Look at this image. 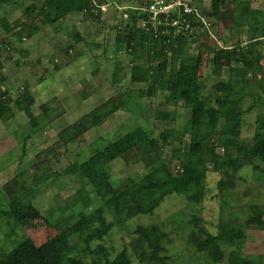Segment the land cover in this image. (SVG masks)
<instances>
[{
	"label": "trees",
	"instance_id": "16d2710c",
	"mask_svg": "<svg viewBox=\"0 0 264 264\" xmlns=\"http://www.w3.org/2000/svg\"><path fill=\"white\" fill-rule=\"evenodd\" d=\"M147 1L143 0L138 6L129 5V8L124 9L122 12L127 13V18H123L114 5H109L115 8L111 16L113 24L110 25V29L115 30V49L116 52L124 49L130 55V62L126 66L129 69V84L142 85L136 90V97L151 98L160 93L162 102L159 107L180 106L186 112L185 122L164 129L158 138L146 127L132 128L95 152L88 160L67 164L63 172L73 174L74 180L80 183L75 192L77 195L68 197L72 200V206L78 205L75 208L76 221L40 245H36L26 234L21 235L10 250L0 251V264H86L77 253L73 254L78 246L71 244L72 240L82 244L81 253L94 255L91 264H134L126 247L114 257L102 245L90 249L89 244L103 240L113 226L105 213L117 222L134 216L151 215L164 197L174 193L187 202L200 204L205 199V177L209 170L223 176L217 183L223 209L230 194L227 191L234 188L235 177L242 167L252 166L254 170L264 173V29H260L254 18L250 17V1L235 0L232 23L247 37L254 34L256 39H262L261 50L249 51L238 38L233 41L228 46L230 65L227 80L218 79L221 66L215 65L208 101L199 98L197 93L199 72L204 53H215L218 48L208 44L206 31L195 17L192 18V24L203 30L201 35L192 33L187 37L166 41L165 37H155L151 30L141 29L139 21L145 15L140 7ZM3 2L0 0V5ZM37 2L21 5L20 16L11 23L1 17V30L5 34L13 33L19 40L30 39L40 31L39 24L60 22L69 13H80L92 17L95 22L108 24L107 19H100L102 13L93 12L95 2L105 3L106 0ZM221 2L211 0L209 9L200 8L198 11L201 16L216 22L220 16ZM198 3L200 5V0ZM75 36L76 41L81 40L78 34ZM9 46L7 42L0 41V52L8 50L6 48ZM123 68L116 60L112 72L113 82L119 81L118 75ZM1 69L0 63V86L5 82ZM81 85L79 96L86 100L93 92L88 88L86 80L83 79ZM17 93L13 99L9 90L0 87V124L8 123L17 112H22L36 128L37 117L31 112L34 98L29 87L24 85ZM131 93H120L124 105L128 104ZM41 108L47 124L54 122L62 112L60 108L57 111L45 106ZM254 109L259 112L254 120L251 140L247 142L241 138V126L244 116ZM95 111L62 129L57 134L56 144L42 156L51 151L52 156L59 155V150L65 144L76 140L88 129L102 124L110 114L109 110H103L100 106ZM177 117L176 111H154L156 120L175 122ZM166 145H170L169 159L176 164L175 172L169 167V161L162 151ZM116 159L126 166L140 163L144 171L114 184L110 179L109 165ZM257 162H261V165L258 166ZM30 167L32 172L25 170L16 173L1 185L6 194V203L0 209V218L22 229L41 218L39 210L27 199L28 195L37 192L50 179L49 166L44 161L36 160ZM85 184L90 188L87 189ZM92 193L97 197V205L94 207H90L94 203L90 199ZM225 216L219 218L217 233L211 234L200 225V217L194 215L193 229L188 235L190 245L197 252L204 253L211 263L223 260L225 246L231 248L226 256L228 264H256L253 259L242 256L240 250L245 240V231L250 226L264 231V205H247L242 222L238 221L234 213ZM134 234L137 237L132 239L130 246L140 264H168L169 256L165 254L163 245L166 234L156 225L138 226Z\"/></svg>",
	"mask_w": 264,
	"mask_h": 264
},
{
	"label": "rangeland",
	"instance_id": "374dc122",
	"mask_svg": "<svg viewBox=\"0 0 264 264\" xmlns=\"http://www.w3.org/2000/svg\"><path fill=\"white\" fill-rule=\"evenodd\" d=\"M10 1V2H9ZM7 5L12 6L11 0ZM21 5H27L37 0H16ZM118 6H138L143 0H114ZM196 8L209 9L211 0H194ZM225 1V16L221 19L224 25L216 28L214 19H207L210 25V34L206 33L209 45L218 48L215 53L205 52L202 68L199 72L198 96L208 101L210 89L214 80L213 68L221 66V81L227 80L229 63V45L237 40L246 44L249 51L261 50L262 39H256L252 34L247 37L233 26L235 12V0ZM248 1V0H244ZM250 7L254 8L250 17L259 28L264 29V0H249ZM6 7V6H3ZM115 7V6H114ZM113 6H108V14L102 13L101 20L107 19L108 24L95 22L92 17L76 14L71 16L66 24L57 22L51 24H39L40 31L30 39L19 40L14 34L5 35L0 29V41L7 42L10 49L2 63L1 73L5 76V82L0 86L10 92L11 98L18 95L17 90L27 85L34 98L31 107L32 114L37 117V127L34 128L29 119L22 112H17L8 123L0 125V209L6 203V194L1 185L16 173L33 171L30 165L36 160L44 161L49 166L50 179L41 185L34 194L27 199L39 210L41 218L37 219L26 228L14 227L11 221L0 218V251H7L14 246L21 237L26 234L36 245H40L47 238L65 229L76 221L75 208L68 197L77 195L80 183L74 180L73 174L63 172L67 164L88 160L95 152L101 150L114 139L123 135L132 128L139 126L149 129L155 138L164 130L174 125L180 126L186 120V112L179 106H161L162 97L157 93L156 97H136V90L140 86L129 84L130 55L124 49L116 52L114 38L115 30L110 29L113 24L111 16ZM19 13L18 9L12 11ZM10 14L11 15L13 14ZM255 15V16H254ZM11 19V18H10ZM223 20V21H222ZM218 27V26H217ZM241 29V28H240ZM194 34L203 33L197 29ZM75 34L80 36V41L75 40ZM203 37V36H202ZM119 61L123 70L118 75L119 81L113 82V68L115 61ZM264 62V60H263ZM86 80L88 88L93 92L89 98L83 100L79 96L82 89L81 81ZM132 91L128 104L124 105L120 93ZM42 106L62 111L57 119L46 122L42 114ZM101 107L109 110L110 114L102 122L88 129L76 140L65 144L59 150L60 154L52 156L51 152L42 156L44 152L53 147L58 141L57 134L64 128L77 123L84 115ZM156 109L176 111L178 117L172 120H156ZM259 110L254 109L244 116L241 138L250 141L254 131V120ZM57 149V148H56ZM64 149V150H62ZM55 150V149H54ZM163 153L169 167L175 172L176 164L170 161V145L163 148ZM41 155V157H40ZM38 157V158H37ZM45 157V158H44ZM46 159V160H45ZM119 159L109 165L111 181L116 184L133 177L144 171L142 164L126 166ZM258 166L261 162H257ZM56 173L55 178L51 176ZM223 178L220 173L209 170L205 177L204 200L200 204H192L177 194L164 197L160 205L151 215L134 216L117 222L111 215L105 213L108 221L113 223L107 235L101 241L91 242L90 249L102 245L107 248L111 257L126 247L131 254L134 264H140L132 252L130 242L137 237L135 230L138 226L156 225L166 237L163 239L165 254L169 256L168 264H228L226 256L229 247H223L224 258L221 262L211 263L204 253L197 252L189 243L188 235L193 229L192 217H200L201 224L207 232L216 234L220 216L236 214L238 221L242 222L247 211V205H264V173L254 170L252 166L242 167L235 177V186L228 190L226 206L221 209V198L217 183ZM89 189L90 186L86 185ZM32 188H29V190ZM26 190H24L25 192ZM226 192V193H227ZM76 194V195H75ZM94 201L90 207L97 205L95 194L90 195ZM90 208H88L89 210ZM222 210V211H221ZM246 232L240 254L253 259L256 264H264V231H258L250 226ZM71 244H77V253L86 264L92 263L94 255L82 252V244L72 240Z\"/></svg>",
	"mask_w": 264,
	"mask_h": 264
},
{
	"label": "built area",
	"instance_id": "2783aa9c",
	"mask_svg": "<svg viewBox=\"0 0 264 264\" xmlns=\"http://www.w3.org/2000/svg\"><path fill=\"white\" fill-rule=\"evenodd\" d=\"M109 5H114L116 10L121 12L119 14L127 18V13L122 11L130 6H118L110 0H106L105 3L95 2L93 12L99 11L106 14ZM140 9L145 15L139 21L140 28L146 31L151 30L155 37H165L166 41L187 37L199 29L193 26V17L200 21L206 33H211L207 19L200 15L194 0H148Z\"/></svg>",
	"mask_w": 264,
	"mask_h": 264
},
{
	"label": "crops",
	"instance_id": "0c3cea01",
	"mask_svg": "<svg viewBox=\"0 0 264 264\" xmlns=\"http://www.w3.org/2000/svg\"><path fill=\"white\" fill-rule=\"evenodd\" d=\"M9 0H4V2L0 5V18L1 17H3L7 22H9V23H11L13 20H15L16 18H18L19 16H20V14H21V4L20 3H18L16 0H11V4H12V6L11 7H9L7 4V2H8ZM10 2V1H9ZM225 4V1L224 0H222V2H221V8H220V16H219V18H218V20L215 22L217 25H216V28L217 29H219V28H221V25H224V23H222L221 22V19H223V17H226L225 16V10H223V7L225 6L224 5ZM3 6H6V7H3ZM226 7V6H225ZM224 7V8H225ZM15 9H18L20 12L19 13H13L12 11H14ZM255 10L254 8H251L250 7V15H251V13L253 12V10ZM262 12H264V11H262ZM11 13H13L12 15H11V17H10V14ZM254 13V12H253ZM76 14H80V13H69L62 21H60V22H57L58 24H61V25H64V24H66L65 22H67V20H69L70 18H71V16H73V15H76ZM81 15V14H80ZM255 16V15H254ZM204 17V16H203ZM11 18V19H10ZM206 18V17H205ZM251 18H254V17H251ZM206 19H208V18H206ZM255 19V18H254ZM223 21V20H222ZM218 26V27H217ZM1 29V28H0ZM210 29V28H209ZM260 29H262V28H260ZM2 31V30H1ZM3 32V31H2ZM3 34H5L4 32H3ZM10 34H13V33H9V34H5V35H10ZM6 49H8V48H6ZM10 49V48H9ZM8 49V50H9ZM8 50H6V51H8ZM5 55H6V52H0V61L3 59V57H5ZM1 63V62H0ZM2 64V63H1ZM1 125V124H0Z\"/></svg>",
	"mask_w": 264,
	"mask_h": 264
}]
</instances>
